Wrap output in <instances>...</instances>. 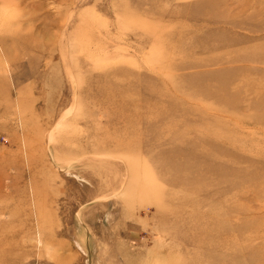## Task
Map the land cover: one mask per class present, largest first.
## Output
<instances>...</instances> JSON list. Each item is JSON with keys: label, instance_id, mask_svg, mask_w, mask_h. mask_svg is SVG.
<instances>
[{"label": "rangeland", "instance_id": "obj_1", "mask_svg": "<svg viewBox=\"0 0 264 264\" xmlns=\"http://www.w3.org/2000/svg\"><path fill=\"white\" fill-rule=\"evenodd\" d=\"M0 264H264V0H0Z\"/></svg>", "mask_w": 264, "mask_h": 264}]
</instances>
